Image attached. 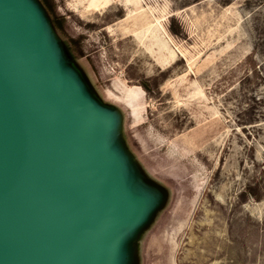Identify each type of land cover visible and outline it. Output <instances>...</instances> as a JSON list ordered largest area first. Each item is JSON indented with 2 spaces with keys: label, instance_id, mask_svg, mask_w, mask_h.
Wrapping results in <instances>:
<instances>
[{
  "label": "rangeland",
  "instance_id": "obj_1",
  "mask_svg": "<svg viewBox=\"0 0 264 264\" xmlns=\"http://www.w3.org/2000/svg\"><path fill=\"white\" fill-rule=\"evenodd\" d=\"M28 1L144 196L117 264H264V0Z\"/></svg>",
  "mask_w": 264,
  "mask_h": 264
},
{
  "label": "water",
  "instance_id": "obj_2",
  "mask_svg": "<svg viewBox=\"0 0 264 264\" xmlns=\"http://www.w3.org/2000/svg\"><path fill=\"white\" fill-rule=\"evenodd\" d=\"M110 120L57 64L28 0H0V264H117L141 216Z\"/></svg>",
  "mask_w": 264,
  "mask_h": 264
},
{
  "label": "trees",
  "instance_id": "obj_3",
  "mask_svg": "<svg viewBox=\"0 0 264 264\" xmlns=\"http://www.w3.org/2000/svg\"><path fill=\"white\" fill-rule=\"evenodd\" d=\"M44 3H45V7L47 9V11L49 12L50 10V4L48 3L47 0H44ZM50 14V12H49ZM50 22L52 24V26H54L55 28H62V24L53 16H50Z\"/></svg>",
  "mask_w": 264,
  "mask_h": 264
},
{
  "label": "bare ground",
  "instance_id": "obj_4",
  "mask_svg": "<svg viewBox=\"0 0 264 264\" xmlns=\"http://www.w3.org/2000/svg\"><path fill=\"white\" fill-rule=\"evenodd\" d=\"M129 1V0H128ZM110 3V0H91L90 5L92 7H98V6H102V5H108ZM140 8V6L138 7V9ZM138 12H135L134 14H137ZM130 15V14H129ZM131 16V15H130Z\"/></svg>",
  "mask_w": 264,
  "mask_h": 264
}]
</instances>
